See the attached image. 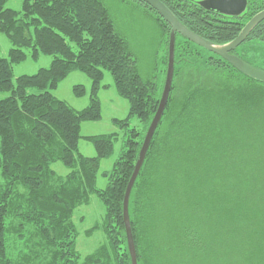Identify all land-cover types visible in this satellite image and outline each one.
<instances>
[{
	"label": "trees",
	"instance_id": "1",
	"mask_svg": "<svg viewBox=\"0 0 264 264\" xmlns=\"http://www.w3.org/2000/svg\"><path fill=\"white\" fill-rule=\"evenodd\" d=\"M9 1L0 0V33L11 44L8 56L0 55V94H8L0 98V264H132L124 197L162 98L171 28L138 0L165 36L162 77L144 80L102 0H22L20 10ZM160 1L216 45L234 41L264 10V0H248L242 16L228 17L205 10L203 0ZM255 39L264 41V21L244 44ZM239 48L232 54L246 61ZM41 56L52 57L48 68L14 78V66ZM75 71L92 80L82 111L53 94ZM106 73L129 113L114 120L123 149L99 190L101 163L120 135L83 138L80 128L102 118L98 93ZM82 139L95 157L80 152ZM58 163L66 175L56 172ZM93 196L105 214L85 234L103 232L106 242L82 257L75 216ZM129 217L137 264H264V83L177 35L172 90L133 186Z\"/></svg>",
	"mask_w": 264,
	"mask_h": 264
},
{
	"label": "rangeland",
	"instance_id": "2",
	"mask_svg": "<svg viewBox=\"0 0 264 264\" xmlns=\"http://www.w3.org/2000/svg\"><path fill=\"white\" fill-rule=\"evenodd\" d=\"M102 1L109 11L116 33L125 39L131 54L137 61L139 74L142 79H152L156 76L158 78L162 77L160 72L163 69L162 58L165 55V36L153 13L148 11L138 0ZM21 5L22 0H10L7 7L20 10ZM10 48L11 44L9 40L0 33V55L2 57H7ZM238 53L246 61L253 63L252 65L264 70V41L257 39L250 40L239 48ZM52 60V57L41 56L37 61L30 59L20 65H16L14 66V78L16 79L22 75H34L40 69L48 68ZM102 85L106 88H102L98 93V99L101 103V120L83 122L80 128V134L83 138L112 133H119L120 135V139L115 144L114 154L101 163L97 179V188L99 190L105 189L107 185V181L102 177V174L111 170L113 163L119 158L123 149V133L120 131L119 127L115 125L114 120H124L129 113V104L118 94L110 74H105ZM77 87H81L82 90H84L80 96L76 94L75 90ZM53 94L76 111H82L91 103L92 80L82 72H72L60 83L58 89L55 90ZM7 96L8 94H0V98ZM170 121L171 119L166 120L163 125L161 130L162 137L168 133ZM134 123L139 125L136 120ZM79 148L80 152L86 157L96 156L93 145L85 139L80 141ZM54 169L59 175H66L68 173L59 163L54 165ZM104 214L105 208L95 196L92 198L90 207H83L76 213L75 223L78 225L77 228L81 232L77 249L82 254V257L93 254L106 242V236L103 232H97L92 236L85 234L87 230L96 223L102 222ZM262 251L263 254L264 250ZM196 262L197 264H207L208 259L204 260L202 263L201 261ZM244 264H251L250 260H245ZM259 264L262 263L260 262Z\"/></svg>",
	"mask_w": 264,
	"mask_h": 264
},
{
	"label": "water",
	"instance_id": "3",
	"mask_svg": "<svg viewBox=\"0 0 264 264\" xmlns=\"http://www.w3.org/2000/svg\"><path fill=\"white\" fill-rule=\"evenodd\" d=\"M147 4L150 8L158 13V15L170 26V40H169V56H168V68L165 86L160 101L157 113L148 129L145 137L142 149L139 154L137 164L135 166L133 175L127 187L124 205H123V218L127 236V243L129 252L132 259V264H137L135 243L132 234V228L129 217V199L133 189V186L139 176V173L145 162L147 153L151 146L155 132L161 122L164 115L166 106L169 101V96L172 90L174 68H175V44L176 36L179 35L189 42L221 57L223 60L228 62L233 68L245 76L264 83V70L256 68L235 54H232L237 48H239L251 34V32L264 21V10L256 14L242 29L239 36L232 42L225 45L213 44L202 37L196 35L184 26L176 16L160 1V0H141ZM199 5L205 10L217 13L219 15L228 17H240L242 16L248 7V0H203L199 2Z\"/></svg>",
	"mask_w": 264,
	"mask_h": 264
},
{
	"label": "flooded vegetation",
	"instance_id": "4",
	"mask_svg": "<svg viewBox=\"0 0 264 264\" xmlns=\"http://www.w3.org/2000/svg\"><path fill=\"white\" fill-rule=\"evenodd\" d=\"M244 44V43H243ZM248 63V62H247ZM253 66V65H252ZM254 67H256V66H254ZM256 68H258V67H256Z\"/></svg>",
	"mask_w": 264,
	"mask_h": 264
}]
</instances>
